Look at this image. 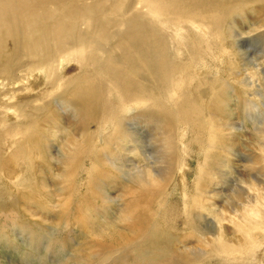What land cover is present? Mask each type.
Masks as SVG:
<instances>
[{"label":"bare ground","instance_id":"bare-ground-1","mask_svg":"<svg viewBox=\"0 0 264 264\" xmlns=\"http://www.w3.org/2000/svg\"><path fill=\"white\" fill-rule=\"evenodd\" d=\"M254 43L260 48L250 53ZM182 54L187 56L185 63L176 59ZM263 94L264 0H0L1 172L13 175L10 161L47 150L46 156L52 159L47 170L27 163L22 167L25 179L17 185L36 198L35 203L45 211L43 219L59 227L74 224L84 232L77 209L72 211L73 204L66 199L71 186L53 182L51 191L46 181L53 172L57 177L72 175L73 160L87 155L90 168L78 167L86 173L89 185L99 187L100 203L114 204L109 192H118L123 225L116 229L123 245L117 248L88 240L82 244L84 253L68 255L67 237L58 241L51 235L54 227L47 225L36 233V222L25 227L13 211L0 213V233L17 222L18 232L29 234L33 244L46 239L48 249L55 247L67 254L58 264H109L113 258L116 264H264L263 104L261 109L256 107L260 118L254 116L252 122L260 148L245 162L263 180L251 174L241 176L230 188L234 194L229 198L231 205L219 207V219L203 213L204 208L212 212L218 195L208 190L213 185V165L228 167L229 160L220 162L210 151L220 150L226 156L238 149L236 121H243L246 111L255 107L251 99ZM65 122L73 127V136L60 127ZM108 124L113 127L106 134ZM145 124L152 125L160 165L147 175L136 168L144 161L140 132ZM121 132L128 139L125 143L133 147L116 156V147L123 142ZM189 134L194 136L192 143L202 149L188 188L187 175L192 169ZM52 137L62 146L56 155L51 154ZM99 142L105 146L99 147ZM130 163L133 166H125ZM229 165L239 175L231 161ZM105 166L116 174L107 175ZM170 189L182 196L181 213L173 214L176 210L172 212L164 199ZM76 201L85 203L82 198ZM54 204L68 209L55 214L48 208ZM153 207L163 217H177L187 230L171 234L157 228Z\"/></svg>","mask_w":264,"mask_h":264},{"label":"rangeland","instance_id":"rangeland-1","mask_svg":"<svg viewBox=\"0 0 264 264\" xmlns=\"http://www.w3.org/2000/svg\"><path fill=\"white\" fill-rule=\"evenodd\" d=\"M255 45V46H254ZM255 47H257V48H255ZM250 48H252V49H250ZM250 50H249V52L250 53H254V52H256V51H258L259 50V48H260V44H256V43H254V44H252L251 46H250ZM182 52H184L185 53V50L184 49H182L181 50ZM177 60H178V62H181V63H185V62H187V56H186V54H182V56L181 57H179L178 55H177V58H176ZM185 60V61H184ZM229 84H230V86L231 87H234V85L233 84H231L230 82H229ZM234 88H236V87H234ZM264 95V94H263ZM262 98V99H261ZM261 98L259 99V98H256V97H253L251 100H252V103H253V106H255V107H252V108H250L249 110H247L246 111V113H245V116L246 117H244V118H246L245 120H244V118H243V121H236V124H237V128H238V130H236V139H237V141H236V144H237V146H239V147H236V148H238L235 152L234 151H232L229 155H224L225 153L223 152V151H220V150H216V151H213V152H211L210 151V153L212 154L211 156H213L214 155V157L217 159L218 157V159L217 160H219L220 162L221 161H225V158H228L229 160H228V167L226 166H220V167H218V165H217V167L215 166L214 167V165H213V170L211 171V173H210V182L213 184L212 186H209V191L210 190H214V192L216 193L217 192V198L214 200V208L212 209V212H211V210H207L208 212H206V208H204V210H203V213L209 218V219H215V218H217L218 217V219L221 217V212L219 211L220 209H219V207H226L227 209H228V207L231 205V202H230V200H229V198H234V194L231 192V190H230V188H232L233 187V185L235 184V183H237V179H241V176H243V177H245V176H247L248 174H251L252 176H254L257 180H263L262 179V177H260L256 172H253V171H250V164H247V163H245L246 162V160L248 159V158H250L249 157V155L251 156V155H253V154H256L257 153V151L259 150V148H260V144H258L260 141H259V139H255L254 138V134L252 133V122H253V120H254V118L255 117H258V116H261V112H260V110L259 109H256V107H260V109H261V105L263 104L264 105V96H261ZM260 102V103H259ZM258 112V113H257ZM248 116V117H247ZM249 116H250V118H249ZM253 116V117H252ZM255 116V117H254ZM253 118V119H252ZM258 118H260V117H258ZM245 121V122H244ZM14 122H17V123H19L18 121H14ZM12 123V122H11ZM240 124V125H239ZM60 125V127H62L63 129H65L66 130V132H68V133H72L73 131V127L70 125V123L69 122H65V123H60L59 124ZM59 125H57V126H59ZM111 124H108V130H109V132H108V130H107V132H105L106 134L108 133H111L112 131H111V128L113 127V126H110ZM150 126H147V124H145L144 125V130H142L141 132H140V134H141V136L143 137V141H144V144H143V152H144V161L142 162V164H138L136 161H137V159H136V157H132V159L133 160H136L135 161V163H137L136 164V168L137 169H139V168H141L142 169V171L145 173L144 175H147V173L149 172V173H151V174H153L152 172H150L151 171V168H153V169H155V170H158V167L160 166V165H158V163H156L157 162V160H158V148H157V142H156V140L154 139V137H153V132H152V129L151 128H149V127H151L152 125L151 124H149ZM110 126V127H109ZM242 126V127H241ZM133 128H135V127H133ZM132 128V129H133ZM71 129V130H70ZM70 133V134H71ZM122 134H123V132H121ZM72 135V134H71ZM73 136V135H72ZM251 136V137H250ZM58 137H59V135H58ZM240 137V138H239ZM121 138L123 139L122 141V143L118 146V147H116V151H120L119 153L117 152L116 153V156L117 155H119V154H123L124 152H123V149H127V148H130V147H133V146H131L132 144H127V143H125V141L127 142V138H124V134L121 136ZM193 138H194V136L192 135V134H189L188 135V137H187V141H188V143H187V145L189 146V157L188 158H190L189 159V161H188V163L190 164V166H191V168L192 169H190V172L188 173V175H187V177H188V188L190 187V185H191V183L193 182V180H194V176H195V173H194V168H196V166H197V163H198V159H199V157H200V151H201V149L202 148H198V147H196L193 143H192V140H193ZM50 140H52L53 142H52V145H53V147L54 148H52L51 149V154H57V152H60V151H62V146H61V142H60V140L59 139H57L56 137H52ZM57 141V142H56ZM191 141V142H190ZM254 142V143H253ZM253 143V144H252ZM126 145H129V146H126ZM255 145V146H254ZM98 146L99 147H104L105 145L102 143V142H99L98 143ZM193 146H194V148H193ZM241 147V148H240ZM7 148V145L4 147V149H3V155L4 156H7V154H8V150L6 149ZM108 148V147H107ZM110 149H112L111 147H109ZM108 148V149H109ZM120 149V150H119ZM45 150V149H44ZM41 151V152H33V151H31V152H29L30 153V155H28L27 156V158H24V159H22V158H20V157H16L15 159H13L12 161H10V164H9V166L11 167V170H14L13 171V175H6V174H4V173H2L1 172V170H0V213L3 211V212H14V213H16L17 214V218H19V217H22V218H19L18 219V221L22 224V225H25V227H26V225H27V223H30V222H36L37 223V226H36V228H34V230L33 231H35L36 232V230L38 229L39 230V232H40V228L41 227H50V228H53L54 227V229L52 230L53 232L51 233V235H53V236H55V238L56 239H58V241H63L64 240V238H66L67 240V242H65V244L67 245V252H68V255H73V254H82V253H84V251H85V249H86V246L84 245V247L82 246V244H84L86 241H99V242H103V243H105V244H111V245H113V246H115V247H117V248H121V246L123 245V243H121L122 241H121V238H120V236L117 234V233H119L118 231L119 230H117L116 228H119L120 226H121V224L123 223V219H122V214L121 213H119L120 212V209H121V203L119 202V198H117V195H118V192H109V195L113 198V201H114V204H106V205H104L105 203L103 202V200H102V202L100 203V201L99 200H101L102 198V193H100V196H99V192H97V190H99L98 188L99 187H97V186H91V185H89L88 184V179H87V175H86V173L83 171V170H85L86 171V169H88V168H90V166H91V164H90V157H88L87 155H85L84 157H82V158H77L75 161L73 160V164L72 165H74L75 166V171L73 172V174L72 175H63V176H58L57 177V175H55V174H57L56 172H53V176L52 177H49L48 176V180L46 181V184H47V186L49 185L50 186V189H52L51 191H54L53 190V187H52V185H53V182H56V184L58 185V186H62L63 187V185L64 186H66V185H70L71 186V195H68V196H66V199H68V201H71L72 202V204L73 205H71V210L72 211H74V208L75 209H77V211H78V216L81 218V221L84 223V225H83V228H84V232H80L81 230L80 229H78V228H76L75 226H74V224L72 225V226H66V225H64L65 226V228H64V226L63 225H61L60 227L59 226H53L51 223H50V221H48V220H46V219H43L42 218V216H44L45 215V211L44 210H42V208L41 207H39L36 203H35V201H36V198L33 196V197H31V196H29L28 195V192L26 193V191L25 190H23L21 187H19L18 185V182L21 180V179H23L25 176L24 175H26L27 173H26V171H23L22 172V170H23V168L25 169V166H27L28 164L27 163H29V165H32V164H38V165H40V166H42L45 170H47V168H48V160L49 161H51L52 159L50 158H48V156H46L47 155V150H46V152L45 151ZM110 151V150H109ZM208 151V150H207ZM216 152V153H215ZM222 152V153H221ZM250 152V153H249ZM28 153V154H29ZM137 153V152H136ZM191 153V154H190ZM198 153H199V155H198ZM240 153V154H239ZM224 156H223V155ZM191 156V157H190ZM30 157H31V159H30ZM184 157V156H183ZM29 159V160H28ZM33 162H32V161ZM196 160V161H195ZM78 163H77V162ZM230 161H231V163H233V167L237 170V172L239 173V175H236V174H233V171L231 170V166L229 165V163H230ZM19 164H17V163ZM23 164H22V163ZM53 163H54V161H52ZM81 162V163H80ZM16 163V164H15ZM74 163H76V164H74ZM85 163V164H84ZM25 164V165H24ZM27 164V165H26ZM90 164V165H89ZM22 165V166H21ZM84 165V166H83ZM101 166H103L102 164H100ZM118 165H120V164H118ZM128 166V165H131V166H133V164L132 163H130V164H125V166ZM141 165V166H140ZM14 166V167H13ZM24 166V167H23ZM52 166V165H51ZM78 166H82L84 169L82 170V168H80V167H78ZM89 166V167H88ZM131 166H129V167H131ZM15 167H17V168H15ZM23 167V168H22ZM30 167V166H29ZM77 167H78V170H77ZM108 166H105L104 167V169L105 168H107ZM14 168V169H13ZM21 168V169H20ZM84 172L83 174H82V172H81V170ZM102 169H103V167H102ZM144 169V170H143ZM16 170V171H15ZM113 170V169H112ZM112 170H110L109 168H107V175H112L113 174V172H114V170L112 171ZM218 170V171H217ZM18 171V172H17ZM81 173H80V172ZM148 171V172H147ZM220 171V172H219ZM228 171V172H227ZM250 171V172H249ZM112 172V173H111ZM213 172V173H212ZM226 172V173H225ZM111 173V174H110ZM229 173V174H228ZM17 174H19V175H17ZM81 174L83 175V176H81ZM114 174H116L115 172H114ZM114 174L112 175V177L114 176ZM151 174H149V175H151ZM225 174V175H224ZM16 175L18 176V177H16ZM78 175V176H77ZM86 175V176H85ZM222 175H224L223 177H222ZM229 175V176H228ZM232 175V176H231ZM66 176V177H65ZM68 176V177H67ZM234 176V177H233ZM23 177V178H22ZM74 177V178H73ZM78 179H77V178ZM82 177V179H80ZM85 177V178H84ZM215 177V178H214ZM70 179V180H68V179ZM230 178V179H229ZM234 178V179H233ZM25 179V178H24ZM28 179H29V176H28ZM27 178H26V182L27 181H31V180H28ZM51 179V180H50ZM212 179V180H211ZM51 182H50V181ZM60 180V181H59ZM252 180V179H251ZM58 181V182H57ZM75 183H74V182ZM32 182V181H31ZM50 182V183H49ZM64 182V183H63ZM233 182V183H232ZM16 183V184H15ZM210 183V184H211ZM223 183V184H222ZM18 184V185H17ZM81 185V186H80ZM215 185V186H214ZM73 186H75L76 188H74ZM214 186V187H213ZM73 187V188H72ZM82 187H84L83 189H82ZM78 188H80L79 190H78ZM88 188V189H87ZM220 188H221V190H220ZM224 188V189H223ZM228 188V189H227ZM216 189V190H215ZM74 190V191H73ZM84 190V191H83ZM226 190V191H225ZM228 190V191H227ZM12 191V192H11ZM17 193H16V192ZM105 191H107L106 189H105ZM178 191V190H177ZM176 190H174L173 189V191H171V189H170V191L169 192H172L171 194H169V192H166L165 193V201L167 202V205L168 204H170V205H168L169 206V208H171V210H173V209H175V210H173L172 212H174L173 214H175L176 212L177 213H181V211H182V209H183V199H181L182 198V196L179 194V192H177ZM230 191V192H229ZM73 192V193H72ZM75 192V193H74ZM90 192V193H89ZM91 192H94V193H91ZM22 193V194H21ZM80 193V194H79ZM97 193V194H96ZM221 193V194H220ZM16 194V195H15ZM73 194V195H72ZM78 194L79 195H81V196H78ZM88 194H90L91 196H89ZM92 194H93V196H92ZM95 194V195H94ZM168 194H169V196L171 197H169L168 198ZM183 194V193H182ZM224 194V195H223ZM233 196H231V195ZM10 195V196H9ZM76 195V196H75ZM98 195V196H97ZM167 195V196H166ZM214 195V194H213ZM4 196V197H3ZM18 196H20V197H18ZM70 196V197H69ZM73 198H72V197ZM223 196V197H222ZM12 197V198H11ZM77 197H78V199H85V203H83V204H80L78 201H76V200H78L77 199ZM81 197V198H80ZM220 199H219V198ZM15 198H18V199H15ZM22 198V199H21ZM93 198V199H92ZM168 199V201H167V199ZM227 198V199H226ZM8 199V200H7ZM12 199H15V203H12V204H10L9 205V203H11V201H9V200H12ZM35 199V200H34ZM76 199V200H75ZM95 199V200H94ZM117 201H116V200ZM2 200V201H1ZM9 201V202H7V201ZM23 200V201H22ZM60 199L59 198H56V201H59ZM75 200V201H74ZM89 200H90V202H89ZM171 200H172V202H171ZM228 200V201H227ZM26 201V202H25ZM95 201H97V202H95ZM205 201H207L206 199H205ZM205 201H203L204 203L203 204H205L206 202ZM224 201V202H223ZM21 202V203H20ZM23 202V203H22ZM31 202V203H30ZM77 203V204H79V205H77V204H75V203ZM169 202V203H168ZM6 203V204H5ZM27 203V204H26ZM87 203V204H86ZM229 203V204H228ZM8 204V205H7ZM55 204H56V202H55ZM48 205V208L49 209H53L54 211H55V214L57 213L58 214V212H60L62 209L64 210V209H68V208H65V207H61V206H58V205ZM101 204H102V206H101ZM173 204V205H172ZM218 204V205H217ZM225 204H227V205H225ZM12 205V207H10ZM28 205V206H27ZM35 205V206H34ZM100 207H99V206ZM113 205V206H112ZM117 205H118V207H117ZM177 207H176V206ZM8 206V207H7ZM92 206V207H91ZM97 206H98V209L100 208V209H102L103 208V210H98L97 209ZM114 206H116V207H114ZM27 207V208H26ZM31 207H34V208H31ZM35 207H36V209H35ZM60 207H61V209H60ZM77 207V208H76ZM88 207V208H87ZM95 207V208H94ZM106 207H108V208H110V209H108V208H106ZM114 209H113V208ZM120 207V208H119ZM5 208V209H4ZM32 209V211H33V213H32V211H30L29 209ZM60 210H59V209ZM92 208V209H91ZM24 209H26V214H25V210ZM96 209H97V212H96ZM107 209V210H106ZM152 209V218H153V221H154V223H155V225L157 226V228H159V229H162V227L165 229H168L167 231H170L171 232V234H174V233H178V232H182V230H187L186 228H185V226L183 225V222H180L179 220H178V218L177 217H174V219L171 217H163V215H161V213H158V211L155 209L154 210V207L153 208H151ZM9 210V211H8ZM58 212H57V211ZM62 210V213L63 214H65V210L63 211ZM81 212H80V211ZM92 210V211H91ZM39 211V212H38ZM71 211V212H72ZM84 211V213H83V215H82V212ZM103 211H105V213L103 212ZM156 211V212H155ZM214 211V212H213ZM18 212V213H17ZM30 212V213H29ZM116 212V213H115ZM20 213V214H19ZM35 213V215L33 216V214ZM88 213V214H87ZM96 213H98V214H96ZM212 213V214H211ZM20 216H19V215ZM90 214H92L91 216H90ZM104 216H103V215ZM107 214L109 215V216H107ZM112 214H113V216H112ZM115 214H117V215H115ZM211 214V215H210ZM82 215V216H81ZM96 215V216H95ZM102 215V216H101ZM25 216H27V217H25ZM93 216V217H92ZM97 216H98V218H97ZM154 216V217H153ZM214 216H215V218H214ZM87 217V218H86ZM90 217V218H89ZM108 217V218H107ZM113 217V218H112ZM121 218V219H116V218ZM89 218V219H88ZM97 218V219H96ZM110 218H112V219H110ZM177 218V219H176ZM26 219V220H25ZM31 219V220H30ZM90 219H94V220H92V221H89ZM100 219V220H99ZM115 219V220H114ZM156 219V220H155ZM163 219V220H162ZM167 219H170V220H167ZM43 220V221H42ZM95 220H97V221H95ZM102 220H104V221H106L107 223L106 224H108L107 225V227L105 226V225H103L102 223L103 222H101ZM111 220H113V221H111ZM116 220H117V222H116ZM161 220V221H160ZM166 220V221H165ZM172 220V221H171ZM28 221V222H27ZM114 222V223H112L111 224V222ZM163 221V222H162ZM18 222V223H19ZM39 222H41V223H39ZM95 222H97L96 224H95ZM122 222V223H121ZM171 222H173V224L171 223ZM177 222V223H176ZM48 223H50V224H48ZM91 223H93V224H91ZM15 224L16 225H12V227H11V225H9V228L8 229H6V230H3V231H1V233H0V264H58L59 263V261H63L64 259H65V257H66V255L67 254H65L63 251L62 252H57V250L56 249H54V248H50V249H48L46 246H47V244H49V242H47V240H46V242H45V240L44 239H42L40 242H41V244L40 243H32V242H30L31 241V239H30V235L29 234H27L26 232H22L21 230H20V232H18L19 231V227H17V222H15ZM72 224V223H71ZM91 224V225H90ZM95 224V225H94ZM114 224H118L117 226L116 225H114ZM185 224V223H184ZM47 225V226H46ZM93 225V226H92ZM111 225V226H110ZM123 225V224H122ZM176 226V228H175V226ZM100 226L102 227V228H100ZM172 226V227H171ZM179 226V227H178ZM184 227V228H182V227ZM33 227V226H32ZM93 227V228H92ZM99 227V228H98ZM122 227V226H121ZM11 228V229H10ZM106 230H105V229ZM111 228V229H110ZM178 228V229H177ZM86 229V230H85ZM98 229V230H97ZM104 229V230H103ZM115 229L117 230V231H115ZM88 230H91V232L90 231H88ZM100 230H102V231H100ZM108 230V231H107ZM111 230V231H110ZM104 231V232H103ZM121 231V230H120ZM8 232H9V234H8ZM50 232V231H49ZM107 232V233H106ZM108 232H110V233H108ZM127 232H128V230H127ZM37 233V232H36ZM68 233V234H67ZM86 233V234H85ZM91 233V234H90ZM106 233V234H105ZM81 234V235H80ZM127 234V233H126ZM128 234H129V232H128ZM6 235V236H5ZM72 235H73V237H72ZM85 235H88L87 237L85 236ZM101 235V236H100ZM103 235H104V237H103ZM106 235V236H105ZM109 235H111V237L109 236ZM118 235V236H117ZM80 236V237H79ZM92 236H94V237H92ZM100 236V237H99ZM113 236H114V238H113ZM5 237H7V239L4 238ZM83 239H82V238ZM96 237V238H95ZM102 237V238H101ZM1 238H3V239H1ZM15 238V239H14ZM80 238L82 239L81 241H80ZM87 238H89V239H87ZM104 238V239H103ZM107 238V239H106ZM110 238H113L112 240L110 239ZM116 238H118V239H116ZM85 239V240H84ZM171 239V238H170ZM10 240V241H9ZM84 240V241H83ZM109 240H111V241H109ZM116 241V243H115V241ZM120 240V241H119ZM83 242V243H82ZM112 242V243H111ZM13 243V244H12ZM44 243H46V244H44ZM78 243H80V244H78ZM172 243V245H174V246H176V243L174 242V240H173V242H171ZM32 244L33 245H35V247H32ZM37 245V246H36ZM65 245V246H66ZM118 245V246H117ZM45 246V247H44ZM80 246H82L83 248V250L80 248ZM42 247V248H41ZM78 247L80 248V250L78 249ZM30 248V249H29ZM36 248V249H35ZM35 249V250H34ZM48 249V250H47ZM77 249L79 250V251H77ZM28 250V251H27ZM71 253V254H70ZM44 261V262H43ZM111 261V262H110ZM109 261V264H116V258H113V259H111ZM56 262V263H55ZM139 264H141V263H139ZM144 264H146V263H144ZM204 264H224V263H217V262H207V263H204Z\"/></svg>","mask_w":264,"mask_h":264}]
</instances>
